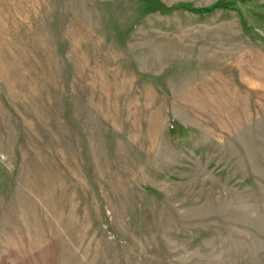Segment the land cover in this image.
Segmentation results:
<instances>
[{
	"label": "rangeland",
	"instance_id": "obj_1",
	"mask_svg": "<svg viewBox=\"0 0 264 264\" xmlns=\"http://www.w3.org/2000/svg\"><path fill=\"white\" fill-rule=\"evenodd\" d=\"M0 264H264V0H0Z\"/></svg>",
	"mask_w": 264,
	"mask_h": 264
}]
</instances>
